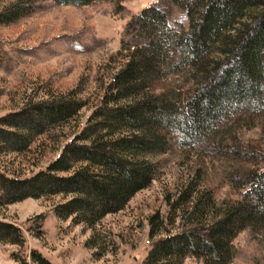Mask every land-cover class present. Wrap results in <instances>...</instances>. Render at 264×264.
Wrapping results in <instances>:
<instances>
[{"label": "trees", "instance_id": "16d2710c", "mask_svg": "<svg viewBox=\"0 0 264 264\" xmlns=\"http://www.w3.org/2000/svg\"><path fill=\"white\" fill-rule=\"evenodd\" d=\"M33 1L3 5L0 22L26 13ZM53 1L80 5L94 0ZM169 1L184 11L187 29L169 27L157 5L136 12L123 31L140 43L129 48L120 40L125 60L87 122L43 169L24 177L0 172L4 203L68 195L52 206L57 219L94 228L150 183L158 165L152 156L171 146L199 151L217 141L225 147L233 136L224 126L236 118L264 124V0ZM82 104L61 96L29 100L0 117L6 125L0 126V141L11 150L25 149L33 135L68 120ZM234 142L231 152L239 165L229 167L227 180L238 196L218 200L205 180L208 168L203 162L193 166L184 183L164 195L165 211L147 216L151 242L144 264H181L187 254L200 257L199 264H222L231 257L239 230L264 225V151L256 157L260 164L253 158L257 149ZM42 219L38 214L27 226L32 235L42 233ZM24 240L19 226L0 219V244L22 246ZM25 255L12 253L18 264H53L34 248L27 251L29 261Z\"/></svg>", "mask_w": 264, "mask_h": 264}, {"label": "rangeland", "instance_id": "374dc122", "mask_svg": "<svg viewBox=\"0 0 264 264\" xmlns=\"http://www.w3.org/2000/svg\"><path fill=\"white\" fill-rule=\"evenodd\" d=\"M10 1L14 0H0V8ZM148 4L165 11L166 23L172 29H187L184 11L169 0H94L80 5L34 0L26 13L0 22V117L29 100L51 96L83 103L68 120L33 135L25 149L11 150L0 141V172L24 177L43 169L87 122L111 74L125 60L126 49L120 47V40L129 48L140 43L123 31L124 25ZM245 120L236 118L225 124L224 131L233 136L225 147L218 146L217 141L199 151L188 145L171 146L152 156L158 165L150 183L137 190L123 208L102 216L94 228L81 222L72 224L69 218L57 219L52 206L68 195L27 196L7 203L0 198V219L19 226L25 238L22 246L0 244V264H18L12 253L26 254L29 261V248L38 250L53 264H144L151 242L147 216L155 210L165 211L164 195L175 192L193 166L203 162L208 168L205 180L218 200L238 196L227 180L229 167L239 165L231 152L237 144L235 139L248 151L257 149L253 158L264 151V124L255 123L256 119L247 124ZM256 161L262 164L261 159ZM38 214H43L42 233L35 236L27 226ZM89 237L92 239L86 243ZM232 244L233 253L222 264H264V225L239 230ZM200 260L187 254L181 264H199Z\"/></svg>", "mask_w": 264, "mask_h": 264}]
</instances>
